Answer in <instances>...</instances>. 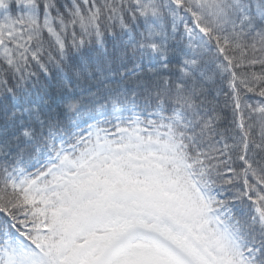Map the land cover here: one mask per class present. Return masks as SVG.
I'll return each mask as SVG.
<instances>
[{"label":"snow or ice","instance_id":"obj_1","mask_svg":"<svg viewBox=\"0 0 264 264\" xmlns=\"http://www.w3.org/2000/svg\"><path fill=\"white\" fill-rule=\"evenodd\" d=\"M0 109V264H264V0H0Z\"/></svg>","mask_w":264,"mask_h":264},{"label":"trees","instance_id":"obj_2","mask_svg":"<svg viewBox=\"0 0 264 264\" xmlns=\"http://www.w3.org/2000/svg\"><path fill=\"white\" fill-rule=\"evenodd\" d=\"M13 10L15 11V5H13ZM13 84V81L9 80V87H11ZM53 86L55 85V81H52ZM53 92L55 91L54 87L51 89ZM211 99V97H210ZM256 99H260L258 96L256 97ZM220 103L221 105L223 104V97L220 98ZM8 107L9 109H11L12 105L11 102H8ZM4 125H5V118H4V114H3V110L0 109V131H2L4 129ZM17 131V129L13 128L11 125L8 126L7 132L9 134V136H11V134L13 132ZM0 219H3L2 216H0Z\"/></svg>","mask_w":264,"mask_h":264}]
</instances>
